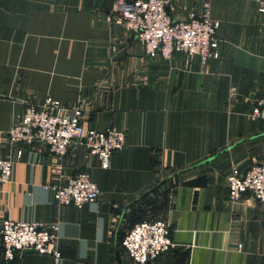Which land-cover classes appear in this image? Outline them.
Listing matches in <instances>:
<instances>
[{"label":"crops","instance_id":"obj_1","mask_svg":"<svg viewBox=\"0 0 264 264\" xmlns=\"http://www.w3.org/2000/svg\"><path fill=\"white\" fill-rule=\"evenodd\" d=\"M203 0H169L172 20ZM220 57L149 56L126 25L108 20L114 0H0V223L57 222L59 262L34 251L0 264H137L121 245L129 228L164 220L174 246L147 264H264V202L227 197L232 165L264 162V14L257 0H209ZM233 94H230V90ZM80 106L84 128H117L127 146L107 168L79 143L64 154L7 138L29 102ZM78 172L94 203L60 205L48 186Z\"/></svg>","mask_w":264,"mask_h":264},{"label":"built area","instance_id":"obj_2","mask_svg":"<svg viewBox=\"0 0 264 264\" xmlns=\"http://www.w3.org/2000/svg\"><path fill=\"white\" fill-rule=\"evenodd\" d=\"M169 0H114L108 20L115 18L132 31L149 56L172 59L176 53L186 58L198 56L201 65L220 57L221 40L217 36L219 21L210 16V1H202L199 13L188 12L186 18L172 20L167 13ZM257 11L264 14V0H257ZM233 94V90H230ZM254 117L264 127V97L257 102ZM7 138L16 146L20 156L22 146H38L54 154H64L72 143L83 145L95 155L102 168L110 164L114 152L127 146L125 133L117 128L95 130L84 128L82 108H65L50 97L42 102H29L18 114ZM12 161L0 158V190L10 179ZM227 197L230 202L242 200L248 194L264 202V162L251 165L245 171L232 165L226 176ZM53 200L60 205L80 207L94 203L100 195L98 185L86 172L66 176L61 182L48 186ZM57 222H37L4 219L0 223V239L5 260H12L24 250L51 255L57 262L61 251L57 246ZM126 254L137 264H147L174 246L168 224L161 219L134 224L122 237Z\"/></svg>","mask_w":264,"mask_h":264},{"label":"water","instance_id":"obj_3","mask_svg":"<svg viewBox=\"0 0 264 264\" xmlns=\"http://www.w3.org/2000/svg\"><path fill=\"white\" fill-rule=\"evenodd\" d=\"M29 251H33V250H24L23 253H24V252H29Z\"/></svg>","mask_w":264,"mask_h":264},{"label":"trees","instance_id":"obj_4","mask_svg":"<svg viewBox=\"0 0 264 264\" xmlns=\"http://www.w3.org/2000/svg\"><path fill=\"white\" fill-rule=\"evenodd\" d=\"M133 225H134V224H133ZM133 225H132V226H133ZM132 226H131V227H132ZM131 227H130V228H131ZM130 228H129V229H130ZM123 236H124V235H123Z\"/></svg>","mask_w":264,"mask_h":264}]
</instances>
